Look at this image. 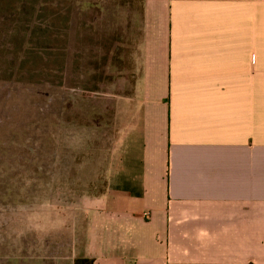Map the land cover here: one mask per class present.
I'll list each match as a JSON object with an SVG mask.
<instances>
[{"label":"crops","instance_id":"0c3cea01","mask_svg":"<svg viewBox=\"0 0 264 264\" xmlns=\"http://www.w3.org/2000/svg\"><path fill=\"white\" fill-rule=\"evenodd\" d=\"M132 2L137 112L69 264H264V0Z\"/></svg>","mask_w":264,"mask_h":264},{"label":"rangeland","instance_id":"374dc122","mask_svg":"<svg viewBox=\"0 0 264 264\" xmlns=\"http://www.w3.org/2000/svg\"><path fill=\"white\" fill-rule=\"evenodd\" d=\"M124 2L0 0V264H69L86 245L137 112L133 41L108 65L123 5L131 27L139 9Z\"/></svg>","mask_w":264,"mask_h":264},{"label":"trees","instance_id":"16d2710c","mask_svg":"<svg viewBox=\"0 0 264 264\" xmlns=\"http://www.w3.org/2000/svg\"><path fill=\"white\" fill-rule=\"evenodd\" d=\"M54 25H56L55 21H51V26ZM75 264H93V261L88 259H78L75 261Z\"/></svg>","mask_w":264,"mask_h":264}]
</instances>
